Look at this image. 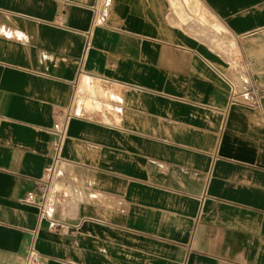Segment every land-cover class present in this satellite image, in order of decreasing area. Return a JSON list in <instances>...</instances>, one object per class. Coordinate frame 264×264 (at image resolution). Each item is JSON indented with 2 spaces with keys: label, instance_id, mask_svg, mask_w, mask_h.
Wrapping results in <instances>:
<instances>
[{
  "label": "crops",
  "instance_id": "obj_1",
  "mask_svg": "<svg viewBox=\"0 0 264 264\" xmlns=\"http://www.w3.org/2000/svg\"><path fill=\"white\" fill-rule=\"evenodd\" d=\"M0 264H264V0H0Z\"/></svg>",
  "mask_w": 264,
  "mask_h": 264
},
{
  "label": "built area",
  "instance_id": "obj_2",
  "mask_svg": "<svg viewBox=\"0 0 264 264\" xmlns=\"http://www.w3.org/2000/svg\"><path fill=\"white\" fill-rule=\"evenodd\" d=\"M75 113L71 110H56L54 111V119L51 125V132L53 137L50 142L51 154L53 159V165L59 159V152L62 141L66 135L67 126L69 120ZM51 176V170L45 173V182H48ZM38 198L34 192H28L24 198L26 202L34 203L39 208V214L49 220V227L58 228L62 224L56 218H54L50 212V209L45 205V195H41ZM58 202V201H57Z\"/></svg>",
  "mask_w": 264,
  "mask_h": 264
}]
</instances>
